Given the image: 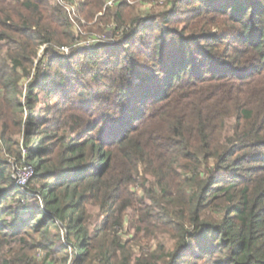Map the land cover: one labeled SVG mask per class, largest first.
Masks as SVG:
<instances>
[{"label":"trees","instance_id":"obj_1","mask_svg":"<svg viewBox=\"0 0 264 264\" xmlns=\"http://www.w3.org/2000/svg\"><path fill=\"white\" fill-rule=\"evenodd\" d=\"M107 1L77 15L109 19ZM112 8L116 43L65 55L75 31L55 0H0V93L25 150H0V264L39 249L52 264H264V0ZM55 95L78 103L72 121L45 111ZM129 211L131 241L156 247L145 262L119 234Z\"/></svg>","mask_w":264,"mask_h":264},{"label":"rangeland","instance_id":"obj_2","mask_svg":"<svg viewBox=\"0 0 264 264\" xmlns=\"http://www.w3.org/2000/svg\"><path fill=\"white\" fill-rule=\"evenodd\" d=\"M127 2H128L129 9L126 11L125 17L129 19L131 17L132 18H136L140 16L146 17L152 13L155 14V13L162 12L167 7L169 0H127ZM109 7L111 9H109L106 16H110V18L108 19V17H105L104 20H102V22L98 20V17L103 16L104 12H102L101 14H96L92 20H87L83 16L80 17L78 15L81 21L77 23V26H73L74 27L73 29L75 31L74 34H75L76 41L72 43L69 50L64 51L65 55H70L72 50H81V49L85 50V49L93 48L89 46L110 45V44L116 43L115 41L116 35L114 34L115 25L111 21L112 16L114 14V9L112 8V6H109ZM96 37L101 38V39L98 42L95 41L93 44L88 43L90 41H94ZM43 54L44 52L41 51L39 54V60L43 58ZM45 58H46L44 61L45 63L42 64L40 67H38V62L35 63L28 77H26V75L23 72L21 71L19 72L18 74L19 78H22L20 79L18 83L19 92L22 91V93H24L25 85L30 82V80L32 79L33 73L34 74L41 73L46 70L47 68L46 64H47L48 59L47 57ZM37 92L39 93L40 96H44L43 93H41L40 91H37ZM20 100L22 102L24 101L23 95L22 97L20 96ZM48 100H51V103L55 102L53 104H56L57 102V108L56 106L54 107L51 105L52 107L49 106L46 108L45 110L46 112H50L51 110H53V108H55L58 111H62V113L57 117L59 118V121H63V118L66 119L64 120V122H69L73 120V116H75V111H76L74 109H76L75 105L78 104L77 102L73 104L71 102L72 99L68 97H62L60 95L52 96L48 98ZM40 106H43V105H40ZM71 112L73 114L70 118ZM27 115H28V110H25L24 117H27ZM19 116L20 115H14L12 113V108L7 102L6 97L4 96L3 93H0V150L4 153L3 158H5L6 160H9L11 158L10 157L11 152L16 151L17 149H19L21 153L25 154V150L23 149V138L21 135ZM67 124L68 126H70V123H67ZM56 136L57 138L59 136L60 138H63L64 134L62 135V133L58 132L56 133ZM24 167H27V166H24L23 162L21 164L14 165L13 179L16 185L18 183L17 177L20 176ZM142 175H143V172L140 171V174L136 176L137 179H136L135 185L131 187L130 194L128 195V198L131 201H133V203L135 202L134 200L136 198H139L142 195L141 184L144 181ZM144 177H145V174H144ZM96 213L97 211H95V214ZM127 214L128 215L125 218L124 226L119 231V234L122 240L124 241L126 247L132 249V252L129 251L131 256L133 258H140V261L145 262L146 259H148L149 252L151 251L153 252V250L156 247L153 242H151V244H153L151 246H144V245L136 244L134 241H131L133 239V236H132V231H131L132 228L130 225H131V220L133 219L134 213L129 211ZM61 236H62V233H61ZM27 240L28 242H31L30 239H27ZM149 248L151 251H149ZM29 254L31 256V260H29L31 264H52L51 261L47 259L46 253L40 249L31 251ZM69 263L70 261L68 262V264Z\"/></svg>","mask_w":264,"mask_h":264},{"label":"built area","instance_id":"obj_3","mask_svg":"<svg viewBox=\"0 0 264 264\" xmlns=\"http://www.w3.org/2000/svg\"><path fill=\"white\" fill-rule=\"evenodd\" d=\"M79 0H55V2L65 11L67 17L73 26H77V19L79 20V16L77 15V6ZM117 1V0H116ZM115 0L107 1L106 6H113L116 2ZM101 38L96 37L94 41L88 42L89 44H93L95 41L98 42ZM91 47V46H89ZM66 51V50H65ZM26 166V165H24ZM28 170H27V169ZM32 176V169L27 166L24 167L20 176L17 177V185L20 187H24L26 183L30 180Z\"/></svg>","mask_w":264,"mask_h":264}]
</instances>
